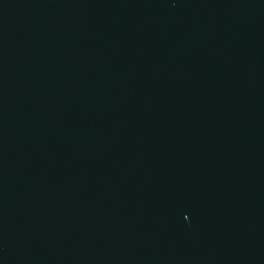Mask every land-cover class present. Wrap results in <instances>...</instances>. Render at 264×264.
I'll return each instance as SVG.
<instances>
[{
    "label": "water",
    "instance_id": "95a60500",
    "mask_svg": "<svg viewBox=\"0 0 264 264\" xmlns=\"http://www.w3.org/2000/svg\"><path fill=\"white\" fill-rule=\"evenodd\" d=\"M0 264H264V0H0Z\"/></svg>",
    "mask_w": 264,
    "mask_h": 264
}]
</instances>
